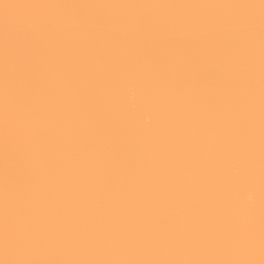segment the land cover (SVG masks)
<instances>
[{"label":"bare ground","instance_id":"obj_1","mask_svg":"<svg viewBox=\"0 0 264 264\" xmlns=\"http://www.w3.org/2000/svg\"><path fill=\"white\" fill-rule=\"evenodd\" d=\"M261 0H0V264H261Z\"/></svg>","mask_w":264,"mask_h":264},{"label":"snow or ice","instance_id":"obj_2","mask_svg":"<svg viewBox=\"0 0 264 264\" xmlns=\"http://www.w3.org/2000/svg\"><path fill=\"white\" fill-rule=\"evenodd\" d=\"M261 7L264 9V0H261ZM261 264H264V261H262Z\"/></svg>","mask_w":264,"mask_h":264}]
</instances>
